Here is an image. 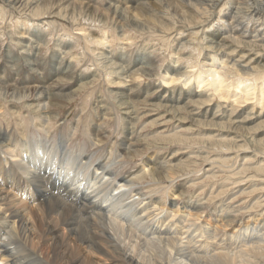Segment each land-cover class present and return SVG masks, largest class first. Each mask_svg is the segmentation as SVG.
Here are the masks:
<instances>
[{
    "label": "bare ground",
    "instance_id": "6f19581e",
    "mask_svg": "<svg viewBox=\"0 0 264 264\" xmlns=\"http://www.w3.org/2000/svg\"><path fill=\"white\" fill-rule=\"evenodd\" d=\"M3 2H6L7 7L13 10L28 12L35 16V18L25 17L27 20L17 19L15 23L23 27L41 22L36 25L40 29L45 26L49 29L52 24L48 19L40 21L37 18L42 14L47 15L48 18L64 20L65 15L69 17V14H73L76 8H79L82 18H95L94 20L106 25L109 18L107 13L114 11L112 0H107L105 4L97 3L98 0L82 1L79 4L72 0H3ZM130 2L131 6L134 4L139 6L129 8L128 5L126 9L123 7L112 12L111 18L115 24H122L124 20H129L134 28L142 31L150 26L155 33L161 32L159 35L162 39L171 41L169 63L162 72H155L153 69L154 64L151 62L155 58L153 55L155 51L152 49L151 54L148 52L149 49L143 53L144 47L139 48L135 64L131 67L121 65L115 55H109L110 51L116 52L113 48H110L111 50L107 53L99 52L104 55V60L101 59V61L106 64L104 68L107 69L103 81L108 83L110 94L118 102L121 111L123 110L119 112L123 114H120L121 118L125 121L130 119L136 126L137 138L139 140L142 138L145 140L158 139L162 141L160 143L176 146L183 138L186 140L199 136L197 130L184 128L186 123L176 119L175 111L188 108L189 125L199 127L204 125L205 129L212 130L202 132L206 139L223 142L236 140L237 142L240 137L236 139L235 135L241 131L250 143L263 145L264 131L261 129L264 128V54L258 53H264V0H126V3ZM240 12L244 13L242 19L243 16L248 18L245 23L240 20ZM158 13L162 15L159 16ZM1 15L3 16V9L0 8ZM69 18L74 19L71 16ZM29 30H31L30 27L24 30L21 28L16 35V42L10 41L5 52L0 51V61L2 60L0 63V94L6 95L19 90L23 96H27L26 90L28 89L32 92L37 89L43 91L39 83H26L29 79L28 68L40 67L46 69L50 75L54 74L59 62L57 50L61 51L59 54L62 53L65 56V64L69 63V58H71V62L77 65L80 56L76 54L77 52H72L73 48L70 49V47L73 45L68 42L64 44V47L60 46L53 51V58L40 59L38 55L44 41L36 31L29 32ZM80 30L83 31V26ZM86 31L83 37L89 43L104 47L109 42V31L105 29L102 30L101 35L98 33L96 35L91 30ZM29 33H32V38L29 37ZM43 34L47 35L45 32ZM29 39L33 40L31 44H29ZM132 39L131 34L122 35L123 41H132ZM49 41L45 39V42ZM17 45H19V50L14 48ZM209 48L214 49L212 55H209ZM148 58L151 60L149 65H147ZM141 61L146 65L138 66ZM115 65L123 67L125 71L121 72L120 67ZM101 72V69L91 72L83 71L84 78L80 79L79 84L69 95L75 97L77 92L87 87L93 79L97 81L103 77ZM114 72H119V76L113 75ZM138 76L147 78L158 76L160 81L156 83L150 79L142 85V81L137 80ZM124 79L132 82L121 88L120 84ZM174 81H179V83H174ZM170 84L171 87L168 86ZM186 84L187 87H185ZM177 86L179 90L176 89ZM67 87L69 85L57 81L49 86V91L39 100L33 97L31 101L25 99L24 103H35L37 106L41 103L53 104L51 100L53 90L56 94L64 96L65 94L61 93L60 89ZM130 89H135V91L129 93ZM152 96L154 97L151 98ZM148 98H151L150 109L143 115L137 113V103ZM215 99L217 100L213 102ZM86 103L85 99L81 104ZM101 103L107 106L103 100L98 101L97 105ZM18 107L20 106L17 105L16 108ZM220 107L224 110L221 111ZM50 111L54 110L50 109ZM152 112L154 114H150ZM224 121L233 124L231 132L228 129L231 125L227 128L228 131L222 128ZM53 126L50 125V127ZM50 140L55 143L51 137L44 135L30 137L26 148L13 145L8 141L0 142V194L12 197L11 205L14 208V211H9L7 219L11 220L22 234L25 226L29 228L27 236L34 246L33 255L37 257L38 264H264V233L257 236L258 230L264 229V223L260 224L262 220L258 221V218L255 219L249 214L247 221L243 214V218L242 216L234 217L235 214L229 211L232 212L236 208L231 209L227 205L226 207L225 201H220L218 206L210 208L208 200L214 195L213 189L211 192L206 190L203 193L204 196H209L208 200L201 194L197 197L185 198L184 191L191 186L188 185L190 179L176 181L175 173L177 168L180 169L179 167L190 159L191 154L174 147L163 154L158 150L146 158L144 156L142 158L145 162L144 167L152 171L140 177L136 186H129L132 183L130 179L129 183L122 185L128 192L132 207L125 205L128 211L115 215L106 212V209L111 207L107 201L96 207L100 201L94 195L99 191L98 179L92 174L95 160L91 155H82L85 154L86 149L79 155L83 161L81 166L88 174V179L85 181L83 177H79L80 179L76 180L67 169L69 165H60L59 156L53 153V148L49 145ZM241 144L245 145L243 142ZM139 148L137 144L132 145V150L138 155L141 154ZM157 148L158 146L156 150ZM162 148L165 147L162 146ZM194 151L196 152V149ZM249 155L243 153L241 159L244 163L242 165L251 166L250 169L254 171L252 173L254 175L250 173L247 178L244 176L243 179H249L254 188L251 190H256L259 186H264V157L251 163ZM228 157L220 154L211 157L213 162L206 164V167L203 166L205 172L211 171L218 158H223L224 163ZM52 160L57 161L51 163ZM149 161L151 163H148ZM116 164L119 165L113 162L112 166ZM39 167L55 180L57 186L53 188L49 183L44 189L46 195L37 199L33 188L19 183L18 175L31 176L35 168ZM241 168L243 170V167ZM111 171L116 170L111 169V166H106L104 174ZM148 177H150L151 187L154 191L158 189L159 194L147 196L146 201L133 200L132 197L141 195L142 189L139 186ZM164 181L171 183L166 193L168 196L159 191ZM191 181L197 182L196 179ZM247 189L244 188L243 191ZM176 196H181L184 200H176ZM54 197L59 207L66 200L74 203L78 211L86 215L83 217L76 213L73 218H68L67 213L62 211L49 215V210L54 208H50L45 201ZM261 201L264 199L259 197L255 202L260 203ZM33 205L35 207H32ZM249 205L256 204L248 202L244 207H249ZM26 208H31V211L25 213ZM143 212H148V215L153 217L147 224H144L143 220H148V216L137 219ZM91 217H96L102 223L97 224L95 220H91ZM225 241H229V246ZM16 243L17 241H5L0 244V260L11 264L13 255H16L14 250ZM24 264H30V262L24 260Z\"/></svg>",
    "mask_w": 264,
    "mask_h": 264
},
{
    "label": "rangeland",
    "instance_id": "374dc122",
    "mask_svg": "<svg viewBox=\"0 0 264 264\" xmlns=\"http://www.w3.org/2000/svg\"><path fill=\"white\" fill-rule=\"evenodd\" d=\"M72 1H76L79 4V2L82 3V1L86 2V1H90V0H72ZM98 1L99 2H97V3H104L105 4L107 0H98ZM119 2H124V0L123 1L122 0H112V3L114 4L112 6V9H114V11H112V12H115L116 10L118 11V9L123 8V7H124V9H126V7L128 5H129V8L138 7L139 6L138 4H134L133 6H131L132 5L131 2L130 3H126V2L125 3H119ZM226 6H228V5H226ZM226 6H224V7H226ZM0 8L3 9V16L2 15L0 16V51L2 53L5 52V49L7 48V45L10 43V41H12L13 43L16 42V39H17L16 35H18V33L21 31V28H22V30H24V28L30 27L31 30H34V31L37 32V35L42 36V39L44 41L43 42V46L40 49L39 55H38V57L40 59L53 58V56H52L53 55V51L56 50L60 46L64 47V44L66 42H68V43H70V44H72L74 46V47L73 46L70 47V49L73 48L72 52H77L76 54H78L80 56L79 60H77L78 68L86 69L85 72H87V71L91 72L92 70L94 71V70H97V69H101L102 70L101 75L103 77H101L100 79H97V81H96V79H95V81L93 79L90 82V84L87 85V87H84V89H80V91L77 92V95L75 96V99H73V100H68V99L58 100L57 95H55L56 93L53 91L52 95H51V100H52L53 104L54 103H58L59 105H63V106H67L68 104H71V109H74L76 111L82 110L85 107H87L89 112H91V111L94 110V108L96 109L98 107V105H97L98 101L103 100V102L106 103L109 108L115 107L116 109L119 110V112H122L123 110L121 111V108H120L118 102L115 101L113 95H111L110 92H109L110 88H109L108 83L103 81L104 74L106 73L107 69L104 68V64L105 63L103 61H101V59L104 60L103 59L104 55L100 54V53H102V52H104V53L106 52L107 53L112 48H113V51H114V49L117 51L118 49H120L121 45H123L124 48H127L132 53H134L136 55V58H137V52H139V48L142 49V47H144L143 53L145 52V50L147 51L149 49L148 52L152 54V52H150V50L151 49L154 50L155 53L153 55H154L155 58L153 60L154 62L152 61L151 63L154 64L153 65V69L155 70V72H160V71L162 72V70L166 66V64L169 63V57H170L169 56L170 55L169 52H170V49H171V41H169L168 39H162L160 37V35H159V34H161V32H159V33L157 32L158 34L155 33L154 30L152 28H150V26H149V28L148 27L145 28L143 31L141 29H136V28H134V26H132V24L129 22V20H124V23L122 22V24H115V21H113L112 18H111L112 14H113L112 12L107 13L109 18H108V21H107L106 25H102V23L98 22L97 20H94L95 18L94 19H88V18L86 19L85 17L82 18V16L79 14L80 13V9L79 8L78 9L76 8V11H74L73 14H69V17L71 16V18H74L75 21H74V19H70L68 17V15H65V19L64 20H60V19L58 20L57 18H50V17L48 18L47 15L42 14V15H38L37 18L40 21H43L44 19H46V20L48 19V20H50L52 22V24L49 27V29H48L47 26H45L42 29H40V28H37V26H36L37 23H39V22H36V24L31 25V26L30 25H24L23 27L21 25L15 23L17 19L21 20L23 18L24 20H27L25 17H29V16L35 18L34 15L28 14V12L26 13V12H21V11L19 12L17 10H13V9L7 7V3L6 2L4 3L3 0H0ZM12 13H14V14H12ZM240 13H241L240 14V16H241L240 20H243L244 23L246 22V20L248 21L247 17L243 16V19H242V15L244 13L243 14H242V12H240ZM158 15L160 16L162 14L158 13ZM44 16H46V17L42 18ZM91 20H94V21H91ZM53 21H54L55 24L53 23ZM252 23H254V22H252ZM82 26H83V31L80 30V27H82ZM157 28H158V26H157ZM104 29L109 31L108 41L109 42L111 41V43H109V42L106 43V46H104V47L96 46L94 43H89L88 40H86L83 37L86 30H91L94 34L98 33L99 35H101L102 34V30H104ZM31 30H29V32ZM43 32H45V34H47V35H44ZM86 32H88V31H86ZM31 34L32 33H29L28 35H29V37L32 38L33 36H31ZM130 34L133 36L132 41L131 40L130 41H123L122 40V35H130ZM78 35H79V37H78ZM81 37H83L82 38L83 40L81 39ZM46 38L48 39V41L49 40L50 41L49 42H45ZM29 40H30L29 44H31L33 42V40L32 39H29ZM39 41H41V39H39ZM59 42L61 44H59ZM120 43H122V44H120ZM18 46L19 45L15 46L14 48L19 50ZM97 47H98V50H97ZM145 47H147V48L145 49ZM56 52H57V54H59L61 51L57 50ZM100 56H102V58ZM98 60H100V61H98ZM1 61H0V63H1ZM149 61H151V60L148 58V61H147L148 64L147 65L150 64ZM102 62H103V64H102ZM142 62L143 61H141V63L138 66L146 65V64H144ZM134 64H135V60H134L132 65H134ZM139 73H141V72H139ZM112 78H115V77H112ZM141 78L142 79H140V81H142L141 82L142 85H144L146 82H148V80H150L149 78H147L145 76L141 77ZM159 81H155V82L158 83ZM176 89L179 90L178 86L176 87ZM153 97L154 96H152L151 98H153ZM151 98L145 99V101L137 103V105H136L137 106L136 107L137 111L136 112L137 113H141L143 115L144 112L148 111L150 109ZM85 99H86L87 103L85 105H82L81 103ZM216 100L217 99H215L213 102H215ZM116 102H117V104H116ZM147 104H148V106H147ZM220 108L222 109L221 111L224 110L223 107H220ZM217 109H219V107ZM239 109H241V108H239ZM52 110L55 111L56 109L52 108ZM60 110L64 111L66 115L68 114V110L65 107H61ZM188 111H189L188 108L180 109L177 112L175 111V115L177 117L176 119H180V121H183L184 124L186 123L184 128H191V129L197 130L196 132H197V135H199V136L191 137V138L186 139V140L183 138L179 142L181 144L177 143L176 146L175 145L168 146L169 143H165V144L160 143L162 141H160L158 139H156V140L154 139L153 140L152 138L151 139L149 138V139H146L147 140L146 141L145 138H142L141 140H139L140 142L137 143V148L140 147L139 149H141L140 150L141 151V154H140L141 159L144 156L146 158L147 156H149L154 151H158L159 150L160 153L163 154L164 152H167V151H169L170 149H172L174 147H178L180 149V151H182V152H186L188 154H191L192 156H190V159H188L186 162H184V164H182L181 167H179L180 169L177 168L176 173H175V180L176 181H184L185 179H190V181H189L190 183L188 182L189 183L188 185H191V186H189L187 188L188 190L186 189L184 191L185 198L188 199L190 197H195V196L197 197L199 194H201V196H204L203 195L204 191L210 190V192H211L212 189H213L214 195H213V197L210 200H208L209 196L208 197L204 196V198L209 201L210 208H212L214 206H218L219 205L218 203L220 201H225L226 202L225 206L227 205L231 209L236 208L238 210V211H235V212H234V210H236V209L232 210V212L229 211L230 213L235 214L234 217L237 216V218H239L243 214L244 217H245V220L247 221V218H248L247 215L249 214L251 217H254L255 219L258 218V221L262 220V222L260 223L262 225L264 223V220H263L264 219L263 218L264 217V201H261L260 203H256L255 201L257 200V198L259 199V197H260V199H264V186L263 187L259 186L258 189L253 190L254 189L253 186H252L253 183L250 182L249 179H247V180L243 179L244 176H246L244 178H247L250 173H251L250 175H254V174H252L254 171L252 169H250V168H252L251 166L248 167V166H243L242 165L244 163L243 162L244 160H242L241 157H243V153L245 152V153H248V155L249 154L251 155V156L249 155V158L250 157L253 158V159L250 158L249 162H251V163H255L254 161L257 162L258 160H260L261 158L264 157V156H262L264 154V144L263 145L262 144L258 145V144L250 143V141L246 138V136H244L245 134L243 132H241V131L237 132L236 135H235L236 139L238 137L241 138V140H240V138H238L237 142H236V140L235 141L228 140V141H224L223 142V141H215L214 139H206L205 138L206 136L203 135L202 132L205 131V130L206 131H212V130L205 129L206 126H204V125H202V126L200 125V127L199 126H195V125H189L190 117L188 116L189 115ZM72 114L74 115L75 111ZM120 114H122V113H120ZM150 114H154V113L152 112ZM224 122L225 123H223L224 125H222V128L226 129L225 131H228L227 128L231 125L230 128H228V129H230L229 132H231V130L233 128V124L228 123L229 121H227V122L224 121ZM224 126H225V128H224ZM261 130L264 131V128L261 129ZM36 136H38V135H36ZM56 142L57 143L59 142V137H56L55 143ZM148 142H149V144H148ZM231 142H233V143H231ZM242 142L245 145L241 144ZM233 144H235V145H233ZM207 145L208 146L210 145V146L208 147ZM157 146H158V148L156 150ZM162 146H164L165 148L163 149ZM238 146H240V148ZM160 147L162 149H159ZM257 147H258V149H256ZM195 149H196V152L194 151ZM243 149H245V150H243ZM246 149L247 150L251 149V150L247 151ZM238 150H239V152H238ZM222 151H224V152H222ZM255 151L257 153H255ZM197 152H198V154H197ZM216 154L217 155L220 154V155L229 156L228 160H227L228 162L226 161V162L223 163V158L224 157L221 158V159L218 158L219 160L217 159V162L213 164V167L211 169L212 172L210 171L209 173H206L205 170H204V167L207 166L206 164H209V163L213 162L211 157H214ZM231 154H232V156H231ZM82 155H84V156L85 155H89L90 156L91 154L86 150L85 154L83 153ZM199 155H201V156L199 157ZM92 159H94V158H92ZM193 159L195 161H193ZM88 160H90V158H88ZM55 161H57V160H52L51 163H53ZM187 162H189V163H187ZM196 162H197V164H195ZM237 164H238V166H237ZM60 165H61V162H60ZM116 166H111V169L119 171V165L116 164ZM239 166H240V168H239ZM241 167H243V170H241L242 169ZM67 169H69V172L72 174L73 178L76 179V180L80 179L79 177H81V178L83 177L82 179L85 180V181L88 179V174L86 173L85 169H83V166H81V165L79 167H69V166H67ZM213 169H215V170L213 171ZM248 169H249V171H248ZM81 170H82V172H81ZM236 172H238V173H236ZM245 172H247V173H245ZM80 173H82V174H80ZM240 175H242V176L240 177ZM231 176H233V178ZM192 178L196 179L197 182H192L191 181V180H193ZM239 178H241V179H239ZM203 179H204V181H203ZM235 180H237V181H235ZM150 183H151L150 182V177L145 178V181H143L141 183L142 186L140 185L139 187H141V189L143 190L144 184H147V185L149 184L148 186L151 187ZM199 185H201L203 187H201ZM245 186H247V187H245ZM170 187H171V183H169V181H164V183L159 188V191H160V193H164L165 196H168V194H166V193H168V190L170 189ZM155 188L157 189L156 185H155ZM232 188H233V190H232ZM244 188H248L246 190L248 192L243 191ZM251 188H253V189L251 190ZM229 190H230V192H229ZM242 191H243V193H241ZM157 192H158V189H157V191L155 193H157ZM231 192H233V193L235 192L234 195ZM236 192H238L240 194L238 196H236L238 194V193L236 194ZM133 193H135V191ZM50 194H48V195H50ZM158 194H159V192L157 194H155V195H158ZM219 194H220V196H219ZM225 197H226V199H225ZM231 198L234 199V200H232ZM182 199L184 200L183 197H182ZM227 199H229V200H227ZM51 200L45 201V204L48 203V206H50V208H54V209H55V207L57 208L58 207L57 199L54 197ZM239 201H240V203H239ZM246 201L253 202L256 205H251V206L249 205V207L245 208L244 206L248 203ZM228 203H231V204H228ZM67 204H69V206ZM155 204L156 203H154V205ZM154 205H152V206H154ZM250 208H252V209H250ZM71 209H72V211H71ZM75 209L78 211V208H77V206L74 203H71V202L69 203L68 201L64 200V203L61 204V206H60L59 212L62 211L65 214L67 213L66 217H68V218H71V217L73 218L74 217L73 215H76V213H78L80 216H83V217L86 215V214H81L79 211L77 212ZM247 210H248V212H247ZM226 213L228 214V212H226ZM259 216H260V218H259ZM241 218H243V216ZM245 225H246V222H245ZM259 231L260 230H258V232H257L258 234L260 233L259 235L257 234L258 237L261 236L264 233V229L261 230L260 232ZM225 243H226L227 246H229V241H225Z\"/></svg>",
    "mask_w": 264,
    "mask_h": 264
},
{
    "label": "clouds",
    "instance_id": "9594fccd",
    "mask_svg": "<svg viewBox=\"0 0 264 264\" xmlns=\"http://www.w3.org/2000/svg\"><path fill=\"white\" fill-rule=\"evenodd\" d=\"M208 51L209 55L214 53L212 48H209ZM58 55L59 62L56 65L54 74L50 75L46 69L40 67L33 66L28 68L29 79L26 83H39L43 91L37 89L32 92L28 89L26 90L28 92L27 96H23L19 90H14L6 95L0 94V142L8 141L13 145H20L26 148L30 137L44 135L51 137L53 140L59 137L58 143H52L50 140L49 145L52 146L53 153L59 156L61 165H69L71 167H79L82 164L83 161L79 153L86 149L95 160L92 174L98 179L99 191L94 193V195L100 201L96 207L107 201L111 207L106 209V212L121 215V213L128 211L125 205L132 207L128 192L122 185L129 183L130 179L132 183L129 186H136V182L140 177L152 171L144 167L145 162L140 155L132 150V145L140 141L137 138L136 126L132 124L131 120L125 121L121 118L118 109L115 107L107 108L103 103L91 112H89L87 107L76 111L71 109V104L63 106L58 103H41L37 106L35 103H24L25 99L31 101L33 97L39 100L40 97L49 91V86L57 81L69 85L67 88L60 89V92L65 94L64 96L56 94L58 100L75 99L69 94L79 84L80 79L84 78L82 72L86 71V69L78 68L75 63L71 62V58H69V63L65 64V56L62 53ZM109 55H115L120 64L127 67H131L136 59V55L122 45L116 52L110 51ZM115 66L120 67L119 65ZM120 71H125V69L120 67ZM113 75L119 76V72H114ZM149 79L159 81L158 76H151ZM131 82L128 79H124L120 87L124 88ZM185 87H187V84ZM128 91L130 93L135 91V89ZM17 105L20 107L16 108ZM61 107H65L68 110L67 115L60 110ZM52 108L56 110L50 111ZM74 111L75 114L73 115ZM50 125L54 126L50 127ZM113 162L119 163V171L107 172L105 175L106 166H112ZM148 163H151V161ZM121 173L125 174L122 175ZM18 181L23 186L33 188L37 199L46 195L44 189L49 183H51L53 188L57 186L55 180L46 175V172L40 167L35 168L31 176L19 174ZM153 194H156L154 189L145 184L141 195L134 196L132 199L137 202L146 201L147 196ZM12 199V197L0 194V244L5 241H17L14 248L16 255H13L11 264H24V260H28L30 264H38L37 257L33 255L34 246L27 236L29 228L25 226L22 234L21 230L11 220L7 219L9 211H14L11 205ZM175 199L180 200L182 197L176 196ZM6 205L8 206L6 207ZM32 207H35V205ZM59 210V206L55 209H50L49 215ZM24 211L27 213L31 211V208H26ZM16 215H19V213H16ZM143 216H148V220H143L144 224L153 219L152 216L148 215V212H143L137 219H142ZM91 220H95L97 224L102 223L96 217H91ZM0 264H6V261L0 260Z\"/></svg>",
    "mask_w": 264,
    "mask_h": 264
},
{
    "label": "snow or ice",
    "instance_id": "6c2138e0",
    "mask_svg": "<svg viewBox=\"0 0 264 264\" xmlns=\"http://www.w3.org/2000/svg\"><path fill=\"white\" fill-rule=\"evenodd\" d=\"M140 79H142L141 77H137V80H140ZM174 83H179V81H174ZM169 87H171L172 85L170 84V85H168Z\"/></svg>",
    "mask_w": 264,
    "mask_h": 264
}]
</instances>
